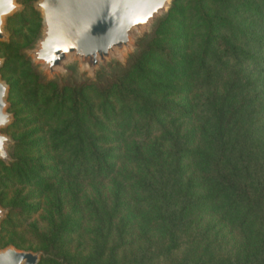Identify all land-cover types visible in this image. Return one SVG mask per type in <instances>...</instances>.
I'll use <instances>...</instances> for the list:
<instances>
[{
  "label": "rangeland",
  "instance_id": "374dc122",
  "mask_svg": "<svg viewBox=\"0 0 264 264\" xmlns=\"http://www.w3.org/2000/svg\"><path fill=\"white\" fill-rule=\"evenodd\" d=\"M38 2L16 0L15 10L4 17V38L0 39V80L7 88L5 112L11 118L0 128V133L10 139V157L5 162L0 159V251L13 248L36 253L39 264H228L244 257L251 245L249 230L205 208L190 212V221L177 229L180 245L171 258L145 255L141 250L148 247L147 240L167 241L149 224L145 213L136 211L135 204L145 194L142 182L155 180L159 168L169 173L177 156L179 192L201 199L211 194L200 171L192 166V151L210 153L213 149L212 129L202 117L206 109L201 102L213 92L225 94L236 74L242 76L241 84H250L237 89L232 102L239 104L246 98L243 108L248 122L258 120L260 124L253 130L252 140L264 152V67H228L209 86L199 84L187 73V62L182 66L175 62L173 69L164 53L172 51L189 59L197 52L201 38L196 20L188 14L195 10V0H170L158 19L133 28L129 44L112 50L97 68L67 55L60 66L50 70L34 54L44 29ZM206 3V10L214 12L218 0ZM248 16L237 10L230 19L264 35V26ZM154 40L165 48L163 55L142 56ZM243 44L264 60L262 43ZM138 45L141 49L136 48ZM132 56H139L143 67V77L133 86L172 112L165 118L164 127H153L147 139L137 133L126 139L121 135L128 125L125 108L131 100L123 99L120 85L114 87L113 83L133 61ZM79 91L76 99L74 94ZM74 99L85 127L100 138L98 145L102 149L115 147L119 152L114 159L117 171L111 178L77 179L60 165L67 154L61 138L70 134L64 126ZM176 104L183 105L189 115L178 114ZM130 108L136 110L134 104ZM136 116L138 132L142 116ZM138 156L145 157V164L139 163ZM17 165L30 166L36 180L28 183L15 178ZM38 166L45 170L40 184Z\"/></svg>",
  "mask_w": 264,
  "mask_h": 264
},
{
  "label": "trees",
  "instance_id": "16d2710c",
  "mask_svg": "<svg viewBox=\"0 0 264 264\" xmlns=\"http://www.w3.org/2000/svg\"><path fill=\"white\" fill-rule=\"evenodd\" d=\"M206 2L207 0H195V10L188 11L190 19H195L197 27L200 28L201 40L197 52L185 60L182 54L166 51L164 55L167 54V57H163L168 60L167 64L175 69V62L181 66L187 62V73L204 86H209L213 80L220 77L221 71L228 67L235 70H242L247 66L263 68L264 60L251 54L243 42L253 41L264 45V35L248 31L230 18L240 10L264 26V0H218L214 12L206 10ZM150 45L152 48H148ZM149 46L142 52V56L163 55L165 48L155 40L151 41ZM136 48L141 49V45ZM139 56H132L133 61L128 63L124 73L113 83L114 87L117 83L120 85L123 99L131 100L126 103L125 112L129 121L121 132L122 139L131 137L134 133L143 139L149 138L153 127L162 129L165 118L172 113L165 104L145 96L133 86L138 77H143ZM241 78V75L236 74L225 94L218 96L213 92L210 98L201 102L206 109V114L202 117L212 129L213 149L210 153L192 151V166L200 171L201 177L212 190L211 194L201 199L187 197L179 192L178 156H175L174 168H169V173L159 168L155 180L146 178L142 182L141 188L145 194L136 202V211L145 213L149 224L153 229L160 230L162 237L167 241L166 244H161L147 240L148 247L141 250L143 254L150 253L156 258L163 256L164 260L171 258L173 250L180 245L176 235L177 229L186 226L190 221V212L205 208L230 220L238 228H246L250 232L251 245L245 250L244 257L229 260L228 264H264V152L252 140V132L260 124L258 120L248 122V114H245L243 108L246 98H242L239 104L232 102L237 89L246 88L250 84H241ZM127 85L131 89L126 90ZM80 92H75L76 99L81 95ZM74 102V106L69 109V120L64 126L65 130L70 129V134L61 138L65 141L67 154L61 159L60 165L77 179L111 178L117 171L114 159L119 157V152L115 147L102 149L98 145L100 138L87 130L75 99ZM131 104L136 106V110L130 108ZM175 109L178 114L189 115L188 110L181 104H176ZM136 114L142 116L138 132H135ZM8 145L6 149L10 157ZM137 160L139 163L146 162L143 156H138ZM43 168L37 167L38 173L41 174L40 178H37L39 184L45 177ZM13 169L12 166L8 167L10 171ZM16 170L15 178L19 181L32 183L36 180L37 176L30 166L17 165ZM156 245L160 246L152 253Z\"/></svg>",
  "mask_w": 264,
  "mask_h": 264
},
{
  "label": "water",
  "instance_id": "95a60500",
  "mask_svg": "<svg viewBox=\"0 0 264 264\" xmlns=\"http://www.w3.org/2000/svg\"><path fill=\"white\" fill-rule=\"evenodd\" d=\"M16 0H0V39L4 17L16 8ZM170 0H40L43 36L34 50L35 59L50 70L61 65L67 55L97 68L115 48L130 42L133 28L148 24ZM34 59V58H33ZM34 59V60H35ZM1 65V61H0ZM6 85L0 80V116L5 112ZM4 127V126H3ZM2 128V127H0ZM9 138L0 133V148L7 153ZM8 153L0 159L6 161ZM3 210L0 209V219ZM39 255L7 248L0 251V264H38Z\"/></svg>",
  "mask_w": 264,
  "mask_h": 264
},
{
  "label": "clouds",
  "instance_id": "9594fccd",
  "mask_svg": "<svg viewBox=\"0 0 264 264\" xmlns=\"http://www.w3.org/2000/svg\"><path fill=\"white\" fill-rule=\"evenodd\" d=\"M9 123V119L6 115L0 116V127L6 126ZM7 155L6 152L0 148V158L5 157Z\"/></svg>",
  "mask_w": 264,
  "mask_h": 264
}]
</instances>
